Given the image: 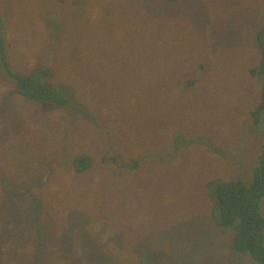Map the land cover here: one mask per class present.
Wrapping results in <instances>:
<instances>
[{
  "label": "rangeland",
  "instance_id": "obj_1",
  "mask_svg": "<svg viewBox=\"0 0 264 264\" xmlns=\"http://www.w3.org/2000/svg\"><path fill=\"white\" fill-rule=\"evenodd\" d=\"M263 26L264 0H0V264H252L207 182L257 166ZM4 61L71 101L21 96Z\"/></svg>",
  "mask_w": 264,
  "mask_h": 264
},
{
  "label": "trees",
  "instance_id": "obj_2",
  "mask_svg": "<svg viewBox=\"0 0 264 264\" xmlns=\"http://www.w3.org/2000/svg\"><path fill=\"white\" fill-rule=\"evenodd\" d=\"M255 46L259 53V63L250 68L249 73L260 79L258 100L250 111L253 124L256 126L260 120L264 121V26L256 34ZM4 48L5 42L0 34V55L3 59ZM3 64L7 76L15 83V91L21 96L55 106H63L71 101L67 89L51 81L53 70L50 67L38 66L28 73H21L12 69L7 62L4 61ZM78 160L80 161V165L76 168L78 172H83L89 167L90 160L87 157L82 156ZM244 181L218 178L208 180V189L215 201V208L209 215L212 223L221 230L232 231L230 252L248 253L254 260L252 264H264V215L261 211V202L264 199V139L257 166L250 180ZM175 220L176 228L180 226L178 231L186 237L204 231L193 215L178 216Z\"/></svg>",
  "mask_w": 264,
  "mask_h": 264
}]
</instances>
